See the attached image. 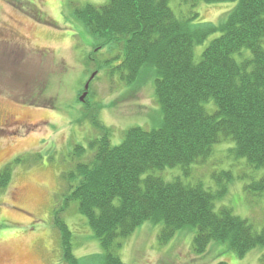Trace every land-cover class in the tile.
Returning <instances> with one entry per match:
<instances>
[{"label": "rangeland", "instance_id": "374dc122", "mask_svg": "<svg viewBox=\"0 0 264 264\" xmlns=\"http://www.w3.org/2000/svg\"><path fill=\"white\" fill-rule=\"evenodd\" d=\"M107 1L0 0V170L12 167L8 186L0 188V264H67L54 216L70 192L61 174L87 161L90 142L102 135L91 116L96 114L100 125L110 129L111 145H118L130 127L152 129L162 124L153 70L146 66L131 84L121 80L118 72H111L119 62L113 61L114 55L121 48L94 39L75 16V8ZM236 4V0L170 1L179 17L196 12L197 23H218ZM212 37L195 45L196 60ZM235 57L240 59L238 53ZM212 104L205 105L211 108ZM76 145H83L86 152L77 155ZM234 147L233 139H224L186 169L177 165L151 172L168 180L179 176L202 182L217 194L216 209L227 206L260 231L264 193L246 186L264 175V167H253ZM61 216L73 233L79 264H105L104 249L77 200ZM162 225L144 222L120 239L122 246L116 252L126 264H215L220 260L264 264L263 245L240 256L227 242L213 240L205 252L198 253L193 247L196 227L180 229L161 243Z\"/></svg>", "mask_w": 264, "mask_h": 264}, {"label": "trees", "instance_id": "16d2710c", "mask_svg": "<svg viewBox=\"0 0 264 264\" xmlns=\"http://www.w3.org/2000/svg\"><path fill=\"white\" fill-rule=\"evenodd\" d=\"M170 1L108 0L74 9L94 39L121 48L113 58L119 62L111 70L121 80L131 84L146 66L153 70L163 117L162 124L152 129L130 127L118 145H111L110 129L100 125L96 114L91 116L102 135L90 142L87 161L61 174L70 192L54 216L67 264H79L73 233L61 216L73 200L99 239L105 264H126L116 252L122 246L120 239L146 221L163 223L161 243L180 229L196 227L193 247L198 253L213 240L227 242L240 256L264 246V226L257 231L231 208L216 209L217 194L202 182L179 176L168 180L151 172L177 165L186 169L229 138L235 141L238 156L253 167H264V0H236L218 23L194 22L196 12L179 17ZM210 36L196 60L195 45ZM85 152L83 145H76L77 155ZM11 171V165L0 170L1 189L8 186ZM246 187L264 193V175Z\"/></svg>", "mask_w": 264, "mask_h": 264}, {"label": "water", "instance_id": "95a60500", "mask_svg": "<svg viewBox=\"0 0 264 264\" xmlns=\"http://www.w3.org/2000/svg\"><path fill=\"white\" fill-rule=\"evenodd\" d=\"M96 75V73H93L91 78L88 80V82L86 83L85 85V90L84 92L82 93V95L80 96V100L84 101L86 96H87V93L89 91V84H90V81L94 78V76Z\"/></svg>", "mask_w": 264, "mask_h": 264}, {"label": "flooded vegetation", "instance_id": "af4514ba", "mask_svg": "<svg viewBox=\"0 0 264 264\" xmlns=\"http://www.w3.org/2000/svg\"><path fill=\"white\" fill-rule=\"evenodd\" d=\"M6 121V120H5Z\"/></svg>", "mask_w": 264, "mask_h": 264}]
</instances>
